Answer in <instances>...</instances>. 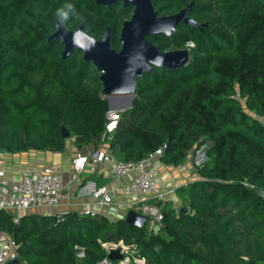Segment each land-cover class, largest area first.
Segmentation results:
<instances>
[{"label": "trees", "instance_id": "16d2710c", "mask_svg": "<svg viewBox=\"0 0 264 264\" xmlns=\"http://www.w3.org/2000/svg\"><path fill=\"white\" fill-rule=\"evenodd\" d=\"M65 4L73 5L65 28L83 24L99 39L108 27L112 49L132 12L121 2L0 0V149L62 152L60 128L75 148L108 143L121 161L172 142L160 160L179 165L189 151L208 148L198 178L178 189L183 211L161 205L155 234L148 223L136 228L77 212L62 221L24 215L12 232L11 216L0 211L18 259L97 264L113 243L133 247L144 264H264V199L256 193L264 192V0H151L159 16L191 4L187 17L204 26L180 23L169 36L147 37L160 52L186 49L188 61L136 77L131 107L111 133L98 71L79 51L62 58L61 42L48 39Z\"/></svg>", "mask_w": 264, "mask_h": 264}, {"label": "built area", "instance_id": "2783aa9c", "mask_svg": "<svg viewBox=\"0 0 264 264\" xmlns=\"http://www.w3.org/2000/svg\"><path fill=\"white\" fill-rule=\"evenodd\" d=\"M186 44H189L190 47L193 46L190 42ZM123 96L126 97L127 95ZM114 97L120 96H113L112 98ZM106 103L104 132L111 133L115 130L119 121V114L123 111H113L110 109L109 103ZM161 156H163L162 146L154 149L143 158L121 161L116 159L108 145L103 143L95 149L77 153L72 157L70 171L79 174L87 166H90L91 170L101 167V173L105 176L113 178L129 177L125 185L115 190H109L105 185L93 188L91 197L99 206H113L115 195L128 196L131 198L127 205L128 210L146 216L147 223L150 226L157 225L160 227L162 218L160 206L164 204L167 194V190L160 187L156 177V165ZM203 161H205L204 153L201 158L197 159L196 166ZM67 186L63 174L53 164L26 172L17 181L7 180L4 171L0 170V211L5 213L16 212L17 216H11V222L16 226L20 213L59 206L61 201L67 197ZM63 213L60 212L55 215L57 221H62ZM81 213L92 214L88 210ZM106 245L108 244L104 246ZM114 247H120L122 255L127 250L121 244L114 245ZM123 257L124 260L119 261V264H131L125 256ZM15 259H18L17 242L12 234L0 229V264H7ZM137 259L138 264H144L143 258L138 257ZM17 264L31 263L18 259Z\"/></svg>", "mask_w": 264, "mask_h": 264}, {"label": "water", "instance_id": "95a60500", "mask_svg": "<svg viewBox=\"0 0 264 264\" xmlns=\"http://www.w3.org/2000/svg\"><path fill=\"white\" fill-rule=\"evenodd\" d=\"M121 2L123 6L132 7L128 20L121 23L118 42L119 50L110 48L109 28L105 27L99 39L89 36L83 24L75 29L69 30L63 26L60 18L56 19L55 31L48 39L59 40L63 46L61 57L66 58L72 50L82 53L84 61H89L99 72L101 93L103 95L125 94L128 98V108L131 106L133 92L135 91V78L153 67L161 69L177 68L188 61L186 49L160 52L158 48L147 40L149 35L162 34L169 36L180 24H188L194 28L201 29L202 24L194 22L187 17L191 4L182 8L174 14L159 16L153 9L151 0H95L96 4L109 6L112 3ZM62 138L68 139L69 133L60 128ZM173 146L172 142L162 145L163 155H167ZM203 153L198 157L201 158ZM256 193L264 199V192L256 190ZM180 212L183 208H180ZM123 221L136 228H142L147 223V217L127 210ZM16 226L12 228L14 232ZM159 229L157 225L150 228L155 234ZM80 256V254H78ZM121 251L114 246L109 248L106 259L97 264H106L110 261H123ZM15 259L7 264H17Z\"/></svg>", "mask_w": 264, "mask_h": 264}, {"label": "crops", "instance_id": "0c3cea01", "mask_svg": "<svg viewBox=\"0 0 264 264\" xmlns=\"http://www.w3.org/2000/svg\"><path fill=\"white\" fill-rule=\"evenodd\" d=\"M112 109H116L112 107ZM107 144L108 143H104ZM69 147V150L66 148ZM62 152L35 151L29 150L19 153H9L0 149V170L4 171V176L9 181H17L26 172L38 170L41 167L53 164L61 171L68 186L66 189V199H63L59 206L54 208H43L38 211L30 210L19 214V218L24 215H50L55 216L60 212H77L88 210L90 213L106 217L110 221L122 218L128 210L127 205L131 198L122 194L114 197L113 206H99L91 197L93 188L105 185L109 190H115L127 183L129 177L113 178L101 173V167L91 170L87 166L79 174L70 171V160L77 153L89 151L97 146L89 145L83 149H77L71 142H67ZM198 156H193L189 151L185 161L179 165H171L159 160L156 165V177L160 187L167 190L164 204L174 210L182 208L181 198L178 189L190 181L198 178L195 169ZM5 213V212H4ZM10 216H17L16 212L6 213Z\"/></svg>", "mask_w": 264, "mask_h": 264}, {"label": "rangeland", "instance_id": "374dc122", "mask_svg": "<svg viewBox=\"0 0 264 264\" xmlns=\"http://www.w3.org/2000/svg\"><path fill=\"white\" fill-rule=\"evenodd\" d=\"M184 47H187V48H190V45L188 44H185L184 45ZM113 50H115V51H118L119 50V48L118 49H113ZM99 73V72H98ZM100 95L106 100V102H108L107 100L110 98L111 99V97H113L112 95H103L102 93H100ZM114 95V94H113ZM115 95H119V94H115ZM123 96V95H125V94H120L119 96ZM133 95V97H134V94H132ZM110 99H109V101H110ZM111 102V101H110ZM112 102H114V99H112ZM116 103V102H115ZM111 108V107H110ZM112 109V108H111ZM129 109V108H128ZM112 110H114V109H112ZM125 110H127V109H125ZM118 112V111H117ZM67 142H71V140L68 138L67 139ZM68 150H69V147H66ZM208 148V145H202L197 151H195V152H193L192 154H193V156H198L200 153H204V151H206V149ZM57 167V166H56ZM124 215H125V213L122 215V219H123V217H124ZM151 228V226L148 224V229H150ZM105 245V244H104ZM103 245V246H104ZM115 244H113V243H108V245H106V246H104L105 248H110L111 246L113 247ZM129 249H131V250H129ZM127 248V250H126V252L125 253H123V256H125L129 261H130V263L131 264H138L137 263V252L134 250V248L132 247V248ZM78 255V254H77ZM106 264H108V262H106Z\"/></svg>", "mask_w": 264, "mask_h": 264}, {"label": "bare ground", "instance_id": "6f19581e", "mask_svg": "<svg viewBox=\"0 0 264 264\" xmlns=\"http://www.w3.org/2000/svg\"><path fill=\"white\" fill-rule=\"evenodd\" d=\"M120 95V94H119ZM119 95H112V96H119ZM110 99V98H109ZM112 99H114V102H112ZM111 101V102H110ZM110 101L108 100L109 103V107H115L116 109H114L113 111H124L126 108L128 109V98L125 96H120V97H114L110 99ZM116 102V103H115ZM110 108V109H111Z\"/></svg>", "mask_w": 264, "mask_h": 264}, {"label": "clouds", "instance_id": "9594fccd", "mask_svg": "<svg viewBox=\"0 0 264 264\" xmlns=\"http://www.w3.org/2000/svg\"><path fill=\"white\" fill-rule=\"evenodd\" d=\"M72 10L73 5L65 4L61 8L57 9L56 15L60 18L61 21H65L69 18V13L72 12Z\"/></svg>", "mask_w": 264, "mask_h": 264}]
</instances>
